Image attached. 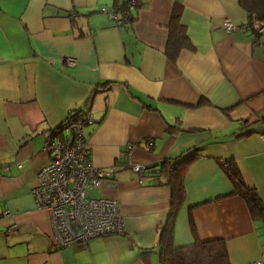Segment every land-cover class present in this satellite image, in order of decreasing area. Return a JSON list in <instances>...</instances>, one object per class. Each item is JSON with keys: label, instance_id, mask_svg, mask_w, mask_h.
Instances as JSON below:
<instances>
[{"label": "crops", "instance_id": "crops-1", "mask_svg": "<svg viewBox=\"0 0 264 264\" xmlns=\"http://www.w3.org/2000/svg\"><path fill=\"white\" fill-rule=\"evenodd\" d=\"M114 3L0 0V264H160L172 189L140 182L131 165L182 157L196 158L184 171L176 244L224 239L231 264L263 259L264 220L233 195L220 159H235L264 201V30L256 44L241 0H140L126 25L103 11ZM176 14L188 45L173 60ZM73 111L95 121L85 129L92 162L115 181L93 195L119 201L125 233L59 248L32 191L52 158L45 133ZM130 143L140 146L126 160Z\"/></svg>", "mask_w": 264, "mask_h": 264}, {"label": "built area", "instance_id": "built-area-1", "mask_svg": "<svg viewBox=\"0 0 264 264\" xmlns=\"http://www.w3.org/2000/svg\"><path fill=\"white\" fill-rule=\"evenodd\" d=\"M139 1L128 3L130 12ZM103 11L113 20L121 16L109 7ZM223 27L227 32L236 29L230 19L224 21ZM263 30L262 26L260 31ZM67 62L72 66L77 64L74 58H68ZM94 122L89 111L77 112L69 115L63 126L45 133V150L52 158L50 164L39 172V185L32 193L37 208L50 213L55 243L59 248L81 247L94 238L125 233L119 201L89 194L110 188L115 181L114 169L105 170L93 165L85 129ZM138 146L140 144L127 145L123 157L130 159ZM131 169L141 175L146 166L131 165ZM143 181L141 177L140 182ZM253 264H264V258Z\"/></svg>", "mask_w": 264, "mask_h": 264}, {"label": "trees", "instance_id": "trees-1", "mask_svg": "<svg viewBox=\"0 0 264 264\" xmlns=\"http://www.w3.org/2000/svg\"><path fill=\"white\" fill-rule=\"evenodd\" d=\"M248 11V21L246 28L255 34V43L261 41L264 26V0H241ZM131 0H115L112 8L120 13V18L115 20L118 23L127 24L132 22L134 16L130 12L128 3ZM127 19V20H126ZM188 45L183 26L179 21L178 15H174L170 25V39L167 55L176 60L180 51ZM78 111H73L70 116ZM264 121V116L257 121ZM256 122L255 120L253 123ZM246 127L252 123L245 122ZM251 127V126H250ZM249 127V128H250ZM170 133H177L180 130L179 124L169 126ZM253 134L252 131L243 133L239 136L247 137ZM150 144V142H149ZM196 158V157H195ZM194 157H182L173 160H164L154 166L146 167V171L141 174L144 179H151V183L156 186L167 185L172 189V204L170 215L160 238V264H231L227 243L224 239H212L202 241L196 239L188 246H178L175 242V219L178 210L182 207L185 200V185L183 181L184 171L195 160ZM222 167L233 185V195L243 198L249 206L254 218L264 220V201L259 193L250 188L243 177L241 169L235 159H220ZM121 162L118 161L117 165ZM122 164V163H121ZM193 222V220H192ZM194 226V222H193Z\"/></svg>", "mask_w": 264, "mask_h": 264}, {"label": "rangeland", "instance_id": "rangeland-1", "mask_svg": "<svg viewBox=\"0 0 264 264\" xmlns=\"http://www.w3.org/2000/svg\"><path fill=\"white\" fill-rule=\"evenodd\" d=\"M65 123H66V120L64 121V123H63L61 126H63ZM61 126H60V127H61ZM89 194H90V195H91V194L93 195L92 192H89Z\"/></svg>", "mask_w": 264, "mask_h": 264}, {"label": "water", "instance_id": "water-1", "mask_svg": "<svg viewBox=\"0 0 264 264\" xmlns=\"http://www.w3.org/2000/svg\"><path fill=\"white\" fill-rule=\"evenodd\" d=\"M263 28H264V26H263ZM249 186V185H248ZM251 188V187H250Z\"/></svg>", "mask_w": 264, "mask_h": 264}]
</instances>
